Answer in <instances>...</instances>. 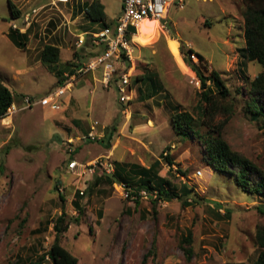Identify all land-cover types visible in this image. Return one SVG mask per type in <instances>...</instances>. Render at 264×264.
<instances>
[{"label":"rangeland","instance_id":"rangeland-1","mask_svg":"<svg viewBox=\"0 0 264 264\" xmlns=\"http://www.w3.org/2000/svg\"><path fill=\"white\" fill-rule=\"evenodd\" d=\"M92 1L0 0V79L14 104L0 120V264L37 262L54 241L60 215L68 228L58 234L59 243L77 264H251L259 252L255 233L264 226V216L257 208L264 206V198L243 192L231 175L215 171L197 140L176 136L171 126L176 112L197 119L200 104V84L184 62L183 44L185 52L190 48L203 56L230 91L224 105L232 116L222 130L223 139L231 150L264 169V119L251 118L245 103V88L262 69L238 52L244 43L242 0H182L183 8H168L162 31L157 22L145 36L137 30L128 37L133 63L125 67L132 101L127 106L118 101L114 84L101 85L98 71L74 74L96 54L87 35L102 26L89 23L82 12ZM96 1L112 28L122 0ZM7 2L19 11L18 20H11ZM11 25L20 26L21 33L28 30L25 49L7 39ZM77 35L85 40L78 49ZM45 45L58 47L56 65L41 63ZM190 60L197 65L195 56ZM144 73L155 74L151 79L160 90L139 102L138 88L145 95L149 85L133 80ZM73 74L59 109L20 110L24 98L47 96L65 75ZM223 119L219 115L211 124ZM93 122L103 137L115 127L109 149L105 140L82 141ZM72 158L83 165L109 159L117 170L132 165L154 168L148 179L152 186L161 183L179 194L187 187L193 190L189 197L194 202L184 206L180 199L124 198L118 182L94 186V176L70 172ZM75 203L83 213L78 214ZM189 232L190 258L182 243ZM43 264L50 263L46 259Z\"/></svg>","mask_w":264,"mask_h":264},{"label":"trees","instance_id":"trees-1","mask_svg":"<svg viewBox=\"0 0 264 264\" xmlns=\"http://www.w3.org/2000/svg\"><path fill=\"white\" fill-rule=\"evenodd\" d=\"M242 4V33L244 43L243 48H240L238 52L244 61L255 62L259 64L262 69L245 88L247 92L245 103L248 112H250L251 118L255 119L259 117L264 119V0H242ZM7 6L10 9L11 20H18L20 18L19 11L9 2H7ZM82 12L85 14L89 23H99L102 27L110 28V25L106 23L104 7L98 3V1L95 0L91 3H85ZM13 26H15V28H13ZM27 33L28 30L21 33L20 26L11 25V27L8 28L6 37L15 48L23 50L27 43ZM180 51L185 56V64L191 68L199 81L201 90L200 104L197 107V119H194V117L187 112H176L172 115L171 126L173 132L179 137L196 139L201 146L203 158L208 165H210L215 171L231 175L234 178L235 184L243 192L264 198V169H260L240 153L231 150L222 137V130L232 116L230 107L224 105V102L230 96V91L224 84L219 73L214 69H208V63L203 56L194 53L190 48L186 49L185 52L183 44L181 45ZM187 54L197 58V65L192 63L190 56H187ZM39 59L43 64L56 65L59 62L58 47L45 45L39 53ZM201 69L209 74L207 76L203 75ZM117 75H119V73H117ZM154 76V73H144L134 78L133 81L140 82V85H149L148 93L145 95L141 93L140 88H138L137 101L143 102L158 94L160 87L155 85L153 83L155 81L151 79ZM117 79L118 76H114V80L109 84L115 85ZM131 102L132 101L122 104H126L127 106ZM12 105V93L0 79V120L6 116L7 111ZM219 115H222L224 119L218 125L211 124L213 119ZM202 130H204V132H202ZM114 131L115 127H112L111 130L109 129L104 134L103 139L97 142L104 143L105 140L106 149H109V142ZM166 160L169 162V159ZM169 164L171 163L169 162ZM157 165L158 163L155 162L154 167ZM153 171L154 168L145 169L144 167L137 165H132L127 170L120 167L118 170L115 169L111 176L96 173L93 178V185L99 186L101 183L112 185L118 182L119 185L123 184L127 188H130L133 191V193H131L132 195H136V193L142 189L147 190L148 192H156V199L152 201L180 199L184 206L194 202V199L190 198L193 190L187 189V187H184V192L179 194L178 192L167 191L161 183L158 187L152 186L151 183L148 182V179L150 176L153 177V175H151V172ZM120 173L122 175H120ZM136 175H139V178L131 183L130 180L134 179ZM77 197L80 198L78 194ZM188 200H190V202H188ZM75 206L78 210V214L83 213L77 203H75ZM257 213L264 216V206L258 207ZM98 216L101 218L102 214L99 212ZM63 220V215H60L55 220L54 230L56 236L54 241L50 248L33 264H43L46 259L50 264L78 263V260L59 243L58 234L66 231L68 228ZM74 222L78 223V220L75 219ZM182 243L185 245L184 253L190 258L192 254V249L190 248V232L183 237ZM255 245L259 249V252L251 264H264V226L256 228Z\"/></svg>","mask_w":264,"mask_h":264},{"label":"built area","instance_id":"built-area-1","mask_svg":"<svg viewBox=\"0 0 264 264\" xmlns=\"http://www.w3.org/2000/svg\"><path fill=\"white\" fill-rule=\"evenodd\" d=\"M174 4L177 8H183L182 0H122L121 14L115 20L114 26L112 28L103 27L89 36V44L94 48H101L103 51L94 54L76 73H93L100 70V83L104 88H108L109 83L114 79L116 70H120L119 68L122 67L119 75L116 74L118 79L115 83V88L121 103L131 101L130 74L127 72L128 69L125 68L127 64L132 66L133 63V52L128 42V37H134L138 30V24L141 21H157L162 31V28H165L167 22L168 8ZM27 21L28 18H25L23 23L25 24ZM75 38V47L77 49L85 45V40L82 35H77ZM66 78L67 81H64V84H60L53 93L47 96L38 100L29 97L24 98L20 110L31 109L35 106L48 107L51 110L59 109L61 103L60 98L69 89V86L72 85L74 75ZM97 129L98 124L93 122L89 127L87 137H84V139L91 141L100 139L103 133H98L99 131L97 132ZM71 152L72 150L70 148L69 154ZM68 168L70 172L77 173L78 176L87 174L90 177L96 173L111 176L115 170L112 161L103 158L88 162L85 165L74 159L69 161ZM120 188L122 189L124 198L135 201L143 198L147 199L148 197L150 200L156 199V192H148L142 189L136 195H132L131 193L133 191L125 185L121 184ZM79 194L83 195V192L80 191Z\"/></svg>","mask_w":264,"mask_h":264},{"label":"clouds","instance_id":"clouds-1","mask_svg":"<svg viewBox=\"0 0 264 264\" xmlns=\"http://www.w3.org/2000/svg\"><path fill=\"white\" fill-rule=\"evenodd\" d=\"M67 1H68V0H59V2H61V3H66ZM121 8H122V1H121ZM116 19H117V18H116ZM116 19H115V20H116ZM167 19H168V18H167ZM114 23H115V21H114ZM102 28H103V27H102ZM100 29H101V28H100ZM100 29H99V30H100ZM99 30H98V31H99ZM90 35H91V34H89V35H87V36H90ZM75 39H76V38H75ZM88 39H89V37H88ZM84 46H85V45H84ZM91 47H92L93 49H95L94 53H98V52H100V51H103V49H101V48L99 49V48H94L93 46H91ZM81 48H82V47H81ZM89 59H90V58H89ZM89 59H88V60H89ZM88 60L86 61V63L88 62ZM84 65H85V64H84ZM84 65H83V66H84ZM127 65H129V64H127ZM127 65H126V66H127ZM83 66H82V67H83ZM129 66H130V65H129ZM79 69H80V68H79ZM76 72H77V71H76ZM76 72H75L74 74H77ZM95 72H97V71H95ZM98 72H99L100 75H101L100 70H98ZM93 73H94V72H93ZM117 73H119V72H116L114 76H116ZM74 74H73V75H74ZM71 76H72V75H71ZM66 77H67V75H65L64 80L59 81L60 83H58L57 87H58L60 84H61V85L64 84V81H67V78H66ZM113 80H114V79H113ZM130 86H131V85H130ZM57 87H56V88H57ZM56 88H55V89H56ZM108 88H109V86H108ZM65 93H66V92H65ZM118 97H119V96H118ZM39 99H40V98H39ZM34 100H35V99H34ZM36 100H38V99H36ZM120 103H121V102H120ZM13 106H14V104L11 106V108H12ZM9 110H10V109H9ZM9 110H8V111H9ZM25 110H27V109H25ZM8 111H7V112H8ZM6 115H7V113H6ZM100 128H101V127H99V125H98L97 132L99 131ZM88 132H89V130H88ZM88 132H87V133H88ZM87 133H86V135H85L84 137H87ZM84 137L81 138L82 141H91V140H89V139H84ZM102 138H103V135H102V137H101L100 139H98V140H94V141H96V142H97V141H100ZM71 150H72V149H71ZM72 151H73V150H72ZM70 154H71V153H70ZM71 160H74V159L72 158ZM71 160L69 159V161H71ZM90 162H91V161H90ZM68 163H69V162H68ZM113 165H114V164H113ZM114 169H115V167H114ZM94 175H95V174H94ZM94 175H93V176H94ZM88 177L91 178L90 176H88ZM188 202H190V200H188Z\"/></svg>","mask_w":264,"mask_h":264},{"label":"bare ground","instance_id":"bare-ground-1","mask_svg":"<svg viewBox=\"0 0 264 264\" xmlns=\"http://www.w3.org/2000/svg\"><path fill=\"white\" fill-rule=\"evenodd\" d=\"M157 21H141L138 24V32L141 33V36H145L146 34L152 32L156 28ZM138 40V38H137ZM144 39L141 40V42ZM139 41V40H138ZM140 42V41H139ZM143 43V42H142ZM176 46V45H175ZM174 48V47H173ZM141 134V133H139ZM138 134V135H139ZM138 137V136H137Z\"/></svg>","mask_w":264,"mask_h":264},{"label":"crops","instance_id":"crops-1","mask_svg":"<svg viewBox=\"0 0 264 264\" xmlns=\"http://www.w3.org/2000/svg\"><path fill=\"white\" fill-rule=\"evenodd\" d=\"M91 179V178H90Z\"/></svg>","mask_w":264,"mask_h":264}]
</instances>
